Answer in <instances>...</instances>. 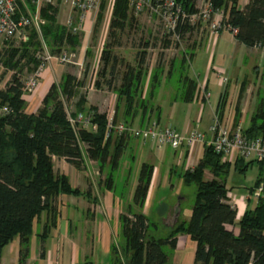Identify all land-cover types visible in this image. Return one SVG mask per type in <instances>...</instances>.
Instances as JSON below:
<instances>
[{
	"label": "trees",
	"instance_id": "obj_1",
	"mask_svg": "<svg viewBox=\"0 0 264 264\" xmlns=\"http://www.w3.org/2000/svg\"><path fill=\"white\" fill-rule=\"evenodd\" d=\"M106 1H101L94 31L103 19ZM177 1L186 13L197 11L193 0ZM210 1L213 9L224 8L223 23L237 29L234 37L238 42L250 47L264 44V0H249L243 8L239 7V0ZM130 10L129 0L111 1L110 36H115V30H122L126 26L129 17H132ZM57 12V8L49 6L41 9L45 19V24L40 28L41 39L51 54L62 47L76 51L82 35L68 32L59 23ZM202 26L201 22L195 26L186 22L178 25L176 32L182 37L192 32L199 35ZM29 36L26 42L19 45L9 44L0 55L3 73L11 71L9 80L0 89V109L8 108L0 115V257L4 248L18 239V264H26L32 237L41 242L40 256H43V244L57 225L58 197L82 194L78 188L70 185L67 176L54 170L53 157L64 158L73 166L80 167L86 154L100 168L107 165L109 172L105 184L109 187L125 149L124 141L133 137L127 132L116 135L108 131L107 114L99 112L96 106H87V97L83 93L78 94L75 110L70 115L76 117L79 113L92 112L96 129L79 127L76 130L73 127L67 119L64 99L76 96L83 82L69 72L63 73L58 82L50 85L36 112H25L24 96L27 91L24 89V72L31 74L37 69L40 62L34 53L41 47V39L36 31L31 30ZM165 42L166 45L170 43ZM107 45L105 43L100 52V60L106 65L111 52ZM197 45L198 40L194 39L179 59L173 57L170 60L167 71L159 62L148 70L144 50L136 54L133 64L126 63L119 85L113 88L116 95L114 123L120 119L128 126L144 127L154 118L159 123L161 110L155 99L158 89L166 82H173L176 87L174 100L184 103L197 100L200 85L189 74L190 61ZM115 60L112 56V70ZM103 73L104 68L97 71L101 76ZM246 84V80H242L240 92L244 91ZM225 97L223 93L217 106L221 115ZM235 114L234 126L238 124L239 109H235ZM259 118L261 121H258ZM243 130L249 135L264 132L262 104L251 115L249 125L244 126ZM222 159L221 154L204 144L199 162L182 173L183 183L196 187L190 217L178 221L165 237L148 233L150 226L156 228V225L142 210L153 165L142 162L131 200L125 202V212L119 217L118 238L111 243L109 264H166L169 253L163 250V246L174 248L179 234L188 235L196 243L193 264H264V202L258 201L253 207L247 203L243 214L237 215V210L227 202L230 188L226 187L224 180L216 178L219 173L227 172L231 163L244 172L256 161ZM258 163L259 173L253 187L249 188V194L260 182L264 183V172L261 170L264 161ZM205 170H209L213 178L205 179ZM112 190L125 200V191ZM228 225L232 228H227ZM233 227L238 229L237 233ZM76 264L94 263L85 258Z\"/></svg>",
	"mask_w": 264,
	"mask_h": 264
},
{
	"label": "crops",
	"instance_id": "obj_2",
	"mask_svg": "<svg viewBox=\"0 0 264 264\" xmlns=\"http://www.w3.org/2000/svg\"><path fill=\"white\" fill-rule=\"evenodd\" d=\"M248 1L239 0V7L243 8ZM60 12L63 18L59 23L62 24L68 10L62 8L58 11L57 19ZM95 14L89 13L87 15V20L81 31L83 34L86 33L87 28L92 26L93 20L97 16ZM223 30L221 29L217 34H211L209 30L205 34V27L203 25L200 28V32L202 33L203 31L204 34L202 33L203 36L201 37L200 33L196 47V49L202 48L206 43L204 47L205 53L210 52L205 68L207 74L204 75L202 81H197L210 95L208 99H204L203 101L199 98L193 101L200 106V112L197 116L199 122L202 121L203 106L207 104V108L209 109L208 123L203 131L206 133L208 132L213 112L218 108L217 106L223 93L226 95L223 115L235 90L237 91L238 99H240L242 93L240 92L242 81L238 82L240 78L238 72L241 71L240 69L243 68L242 70H249L251 72V74H245L242 77L244 80L246 77L255 78L260 73L261 68L264 67V45L257 47L246 46L238 42L229 30V35L228 32L225 33ZM220 47L221 49H219ZM194 57L195 55L190 63ZM62 73L61 65L55 60L46 64V67L38 76L36 87L27 91L24 96L26 100L25 112H36L50 85L53 82H58ZM94 75L95 73H93V77ZM220 77L235 79L233 81L239 83V89L228 88V86L220 81ZM3 88L1 87V89ZM93 106H96L98 111L102 112L100 105L95 103ZM177 111L174 109L173 122L169 125L174 127L178 132L185 134L191 127L187 125L185 118L182 117L185 110H181L180 108ZM105 113L107 114V112ZM243 114L245 115L242 112ZM243 119L244 117L242 118L241 116V120L239 121L238 119L237 122L240 124ZM228 121L232 124L236 123L235 112ZM118 122H121V120L118 119ZM160 124L161 119H159ZM124 143L125 149L122 155L126 158L127 152H129L127 157L128 162H126L127 165L125 160L121 162V155L118 169L114 172V181L112 183L109 181L110 184L108 183L110 188L106 187L107 183L105 184L106 176L109 172L107 165L104 168H100L97 162L88 158L86 154H84L83 163L80 167L71 165L64 158L53 157L54 170L67 176L70 185L73 188H78L82 194H64L58 197L59 217L57 225L52 229V232L43 244V256H40L41 242L36 237H32L30 255L26 264H76L79 260L85 258L94 264H109L111 261V243L114 239L118 238L119 217L121 213L125 212V202L131 200L132 192L137 182V173L142 162H148L153 165L152 176L142 212L149 220L151 217L153 219L155 216H160L164 224L169 228H172L179 221L181 214L180 204L165 202V199L168 197L165 198L163 195L158 196V190L160 188H172V179L178 173V170L181 172L179 177L182 180V173L199 162L204 145L196 144L192 147L171 149L167 146L159 147L155 141H143L134 137H128ZM130 161H137V164L132 166L130 165ZM112 189L125 191L123 196L125 200L123 201V198L116 196ZM230 197L237 199L235 196ZM180 199L181 197L178 200ZM247 203L246 201L240 203V214H243L247 208ZM189 217L185 220H188ZM172 221L175 222L172 223ZM229 226L232 228L231 225H228L227 228ZM233 229L235 233L238 232L236 227H233ZM151 235L156 236L153 233ZM176 238L175 247L179 251L173 258V264H193L196 243L185 234L177 235ZM5 248L6 251L0 257V264H16L18 260L19 240H13Z\"/></svg>",
	"mask_w": 264,
	"mask_h": 264
},
{
	"label": "rangeland",
	"instance_id": "obj_3",
	"mask_svg": "<svg viewBox=\"0 0 264 264\" xmlns=\"http://www.w3.org/2000/svg\"><path fill=\"white\" fill-rule=\"evenodd\" d=\"M193 2L197 6L199 5L200 0H193ZM110 14L111 0H107L105 10L103 11V19L101 20L98 27H96V30L94 31L95 17L92 26L86 29V33H80L82 35L81 45L76 50L77 55L75 57V62L77 64L59 63L61 65V72H69L73 74L78 80L83 82V87L79 88L76 96L70 99H64L67 112H73L75 110L74 104L78 98V94L80 93L86 95L87 106H93L96 103L100 105L102 112H113L116 101V95L113 93V88L119 85L121 74L125 69V64H133L137 53L143 50L146 52L145 59L148 70L154 68L159 62L164 66L165 71H167V69H169L170 60L173 57L179 59L181 57V53L184 50H187V47L191 45L194 39L198 40V36L200 35H197L196 32H192L189 35L185 34L183 37L180 36L179 40H176L172 35H162L159 20L155 15H151L149 8L146 7L138 14H135L132 10H130V16L132 15V17H129V21L127 22L126 26L122 30H115V36H110ZM62 18L63 15H61L60 12L58 15V21L61 22ZM209 21L199 20L195 25H197L198 22H201L205 27L206 34L210 30L208 27ZM224 31L225 33L228 32L229 35L228 30L224 29L223 32ZM165 41H169L170 43L166 45ZM105 43L108 44L107 47L111 51L107 65L100 60V52ZM12 45L17 44L14 43ZM205 46L206 43L204 46H202V48L196 49L195 57L189 66L190 76L197 81H202L204 75L207 74V71L205 72V68L207 59L210 56V52L205 53ZM5 47L6 44L0 40V55ZM219 49H221V47ZM112 56L116 58L115 68L113 70L111 69ZM103 68L104 73L102 76L97 74V71ZM242 69L243 68H241V71L238 72L240 75L238 82L243 80L242 77H244L245 74H251L249 70L246 71ZM3 72L4 68L0 64V89L1 87L5 86V82L9 80L11 74V71L8 73ZM93 73H95L94 77ZM24 74V79L26 81L30 74L27 72H24ZM259 74V76L257 75L255 78H244L247 83L245 86L246 90L244 89V91L241 93L240 99H238L237 91L235 90L233 92L231 101L228 104V107L225 108V113L223 115L227 122H229L228 119H231L235 109H239V121L241 120V116L242 118L244 117V119L241 121L242 123L240 122V125L242 127L248 126L249 119L256 109L259 108L261 104L264 107V67L261 68ZM233 80L235 79H228L226 86H228L230 89H237L239 87V83H233ZM96 82L99 84L96 85ZM162 85L163 86L158 89L155 99V103L159 104L161 107L160 125H171V122H173L174 109L179 111L181 108V110H185L182 117L185 118L187 125L191 127L190 130L203 132L207 126L206 124L208 123L209 109L207 108V104L203 106V117L202 121L199 122L197 116L200 112V106L195 102L184 103L178 100H172L174 96V89L176 90L175 85H173V82H166ZM242 112L245 113V115H242ZM258 121H261V119L259 118ZM207 136H209V134ZM199 145L203 146L204 144L199 143ZM127 153L129 154V152ZM128 154L126 158L122 155L121 162H123V160H125V163L128 162ZM222 160H225V158L223 157ZM137 161H130V165L134 166L137 164ZM259 168L260 164L258 162H253L246 168L244 172H240L238 168H235L233 163H231L230 166H228V171L219 173L218 177L216 176V178L219 180H224L226 187L230 188V191L228 192L229 196H235L237 199H239L241 196L250 195L249 188L253 187L256 177L259 173ZM261 170L264 172V166H262ZM177 172L178 173L175 174L172 179L173 187L170 189L160 188L158 190V196L163 195L165 198L168 197L165 199V202L170 204L179 203L181 208L179 221H183L190 216L196 187L194 184L185 185L179 177L181 172L179 170ZM204 178L211 179L213 178V175L209 170H205ZM179 197H181L180 200H178ZM232 198L233 197H231V200ZM247 202L249 203L250 207H253L256 203L252 196H250V199L246 201V203ZM237 215H241L240 209H238ZM151 218L150 220L156 225V228L154 226H150L148 233H153L158 237L167 236L172 228L167 227L160 216H155L153 219ZM5 249L3 252L6 251ZM163 250L169 253V259L166 264H173V258L177 255L179 249L176 247L171 248L169 245H164ZM16 264H18V262Z\"/></svg>",
	"mask_w": 264,
	"mask_h": 264
},
{
	"label": "built area",
	"instance_id": "obj_4",
	"mask_svg": "<svg viewBox=\"0 0 264 264\" xmlns=\"http://www.w3.org/2000/svg\"><path fill=\"white\" fill-rule=\"evenodd\" d=\"M102 0H0V40L8 46L16 43L17 45L29 39L31 30L36 31L41 39L40 28L45 24V19L41 15V9L45 6L67 9L68 13L62 25L72 34H79L83 30V25L89 13H97ZM130 9L138 14L146 7L149 8L151 15H155L161 25L162 35H172L179 40L180 34L176 28L180 24L189 23L195 25L197 21H209L208 27L211 34H217L221 29H227L232 35L236 34L237 29L223 23L224 8L213 9L210 0H200L199 5H195L197 11L188 14L183 11L177 0H129ZM264 45V44H262ZM16 46V45H15ZM257 47V46H256ZM76 51L67 47H62L57 53L51 54L48 47L41 39V47L34 53V57L40 62L37 69L29 75L24 83V89L29 91L36 87L38 76L52 60L58 63L75 62ZM221 82L226 85L228 79L220 77ZM236 83L237 81H232ZM199 99H208L210 93L202 86H199ZM8 108L0 109V115L7 112ZM67 119L77 130L79 127L96 129V124L92 122V112L79 113L76 117L67 112ZM108 131L116 135L129 133L134 138L143 141H155L159 146H168L171 149L182 147H192L202 143L210 146L216 153L225 159L234 161L242 159L244 161H264V132L258 135H249L238 123L227 122L223 115L216 109L213 112L211 123L208 127V134L197 130H189L182 134L170 125H159L152 119L144 127L128 126L123 122L114 123V110L107 113ZM226 120V121H225ZM250 196L258 202H264V183L260 182L250 195L235 199L229 196L227 202L237 211L240 203L250 199ZM230 228V226H229Z\"/></svg>",
	"mask_w": 264,
	"mask_h": 264
},
{
	"label": "water",
	"instance_id": "obj_5",
	"mask_svg": "<svg viewBox=\"0 0 264 264\" xmlns=\"http://www.w3.org/2000/svg\"><path fill=\"white\" fill-rule=\"evenodd\" d=\"M177 204H178V203H177ZM177 214H178V211H177ZM177 214H176V215H177ZM176 215H175V216H176ZM174 222H175V221H172V223H174ZM172 223H171V224H172Z\"/></svg>",
	"mask_w": 264,
	"mask_h": 264
}]
</instances>
